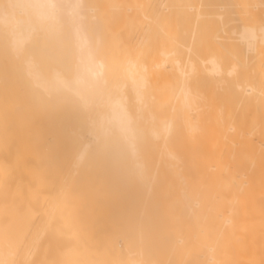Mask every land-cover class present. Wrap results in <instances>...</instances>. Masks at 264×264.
I'll return each mask as SVG.
<instances>
[{"label": "bare ground", "instance_id": "6f19581e", "mask_svg": "<svg viewBox=\"0 0 264 264\" xmlns=\"http://www.w3.org/2000/svg\"><path fill=\"white\" fill-rule=\"evenodd\" d=\"M233 5L224 68L220 0H0V264L30 235L59 264H264V0Z\"/></svg>", "mask_w": 264, "mask_h": 264}, {"label": "rangeland", "instance_id": "374dc122", "mask_svg": "<svg viewBox=\"0 0 264 264\" xmlns=\"http://www.w3.org/2000/svg\"><path fill=\"white\" fill-rule=\"evenodd\" d=\"M155 1H158V0H153V2H155ZM213 0H209V2H212ZM224 5H225V7H229L228 8V18L230 19L228 22H226L223 26H221V24L219 25H217V26H215L216 27V32H213L212 33V35L210 34V32H209V29H208V34L210 35L209 36V39H212L211 40V42L214 44L213 46H210V47H207V48H204L205 50L204 51H202V53H205V54H208L209 52L210 53H214L213 51H217L216 53H219L220 54V51L223 53V54H225V52H227L226 54H229V52H228V49L230 50V46L228 47V49L226 50L224 47H222V46H220L219 45V43L218 42H220V40H217L216 41V39L215 38H213L214 37V35L215 34H218V32H220L219 34H220V36H221V39H222V37H223V39L224 38H228L227 40L229 41V43H232V44H234L235 46L237 45H239L238 43H237V41L235 40V34H232L231 33V31H230V29L232 30L233 28L235 29H238V27H239V25H240V23H242V18H241V14H239L236 10V7L233 5V0H220ZM231 2V3H230ZM157 3V2H156ZM227 3H229V4H227ZM227 4V5H226ZM233 7L234 6V9L233 8H231V7ZM236 9V10H235ZM211 10H213V11H216L217 10V8H212ZM230 10V11H229ZM230 12V13H229ZM237 12V13H236ZM214 23V21H211V24H213ZM210 25V24H209ZM214 27V28H215ZM222 28L223 27V30H219L218 28ZM225 29V30H224ZM222 31H225V33L224 32H222ZM218 34V35H219ZM233 38V39H232ZM222 39V41L223 42H225V41H227L226 39H225V41ZM227 41V42H228ZM227 42H225V43H227ZM228 44V43H227ZM218 47V46H220V47H222L223 48V51H222V49L219 47V49H216V47ZM208 48H209V50H208ZM213 48V49H212ZM226 48H227V46H226ZM212 49V50H211ZM209 52H208V51ZM226 50V51H225ZM222 54V58H224L223 60H224V63H223V66H224V68L228 65L227 64V62L226 61H228L229 60V58H228V60L226 59L228 56L225 54V55H223ZM230 55V54H229ZM227 56V57H226ZM229 62V61H228ZM197 63L199 64L198 66L200 67V72L201 73H199V75H198V78H197V80L199 81V82H203V81H207V80H205V79H207L208 77H207V74L204 72V70H203V64H200V62H199V60H197ZM201 80V81H200ZM236 101H234V106H236V105H238L239 103H237ZM256 104L255 105H258L257 103V101L255 102ZM241 104V103H240ZM239 104V105H240ZM239 105H238V107H239ZM256 107V109H258V106H255ZM242 108V104L240 105V108L239 109H241ZM237 110H238V108H237ZM104 163V162H103ZM49 165V164H48ZM61 165V164H60ZM37 170L40 172H42V176H41V178L42 179H44V180H49V182L51 183H53L54 181H55V178L56 177H59V173L58 172H56V170H54L53 168H37ZM128 190V192H129V194L128 195H126V192H124V190L123 189H121L120 190V195L122 196L121 198V201L122 202H126L127 200H129L130 198V196H132L133 195V189H132V186H129V188L127 189ZM125 197L126 198H128V199H125ZM70 209V208H69ZM126 209L129 211V212H131V202L129 201V205L126 207ZM71 210V209H70ZM70 210L67 212V214H66V222H65V228H66V240H65V242H64V259H65V263H68L67 261L70 259V257L71 256H69L70 255V239H69V234H70V232H69V230L71 229V216H70V214H71V212H70ZM133 214V213H132ZM130 215L129 216V219H128V221H132V218H133V215ZM30 232H32V231H30ZM31 237H32V235H30V238H29V236H28V241L26 242V249H29V251H28V254L25 256V254L23 253V255H22V264H53L54 262L55 263H57V264H59L60 262L59 261H61V256H60V254H61V252H60V246H61V244L57 241V242H55V244L54 245H51V244H47L44 240H41V242H39V245L37 246V247H33V245H34V243H33V240L31 239ZM24 249V248H23ZM24 252V251H23ZM30 252V253H29ZM72 258V257H71Z\"/></svg>", "mask_w": 264, "mask_h": 264}]
</instances>
